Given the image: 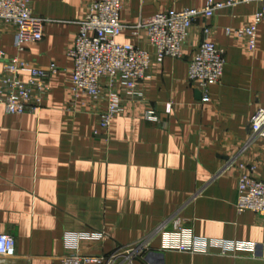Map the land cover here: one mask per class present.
<instances>
[{"label": "crops", "instance_id": "crops-1", "mask_svg": "<svg viewBox=\"0 0 264 264\" xmlns=\"http://www.w3.org/2000/svg\"><path fill=\"white\" fill-rule=\"evenodd\" d=\"M30 1L34 15L48 20L43 41L19 52L14 29L0 24V50L32 68L56 64L62 71L41 113L10 115L0 105V234L15 239L14 264H59L66 234L104 232V242L85 246L96 255L160 231L198 243V251H166L159 236L134 264H264V218L236 208L239 165L264 180V141H253L250 130L252 116L264 109V23L254 50L227 34L252 25L260 4L199 19L183 58H166L141 84L145 102L128 103L109 132L96 136L107 101L74 93L68 51L99 0ZM207 1L125 0L120 20L133 26L159 14L201 10ZM206 27L226 53L224 76L207 102L189 81ZM118 42L153 51L143 31L125 30ZM147 111L158 122L147 120ZM231 160L236 164L227 169ZM222 242L245 245L225 250Z\"/></svg>", "mask_w": 264, "mask_h": 264}, {"label": "built area", "instance_id": "built-area-1", "mask_svg": "<svg viewBox=\"0 0 264 264\" xmlns=\"http://www.w3.org/2000/svg\"><path fill=\"white\" fill-rule=\"evenodd\" d=\"M125 0H99L90 6V11L80 23V31L68 57L74 62L73 91L90 97L94 103L107 101L96 136L109 132L112 121L124 112L128 103H144L145 95L141 84L151 79V71L166 58L181 59L188 43L190 30L199 19H210L219 11L234 8L240 4L257 2L259 11L252 25L227 31L247 42L250 50L256 47L257 31L264 23V0H208L201 9L159 14L133 26L122 24L120 15ZM48 20L34 15L30 0H0V24L10 26L15 31V48L23 52L27 44L42 42L44 27ZM125 30L137 36L146 33L152 52L132 44L118 42ZM204 40L198 53L189 64V81L201 92L203 101L209 100L210 88L218 85L224 76L226 65L225 50L210 40L212 30H203ZM61 68L51 64L46 69L30 67L20 58L8 59L0 50V105L10 115L39 114L45 101L52 93L51 81L61 73ZM27 73L28 80L20 75ZM145 118L158 122L153 111H147ZM252 140L264 141V109L257 111L250 120ZM231 160L227 169L235 166ZM242 175L239 180L236 208L239 214L253 212L264 218V180L256 178L254 169L240 164ZM163 236L164 250L180 253H195L198 243H185L174 239L166 232H158L131 245L122 246L108 254L86 253L87 243H102L104 232L66 234V254L59 264H134L153 250L154 239ZM228 248H243L245 244L221 243ZM229 250V249H228ZM226 254V251L224 252ZM16 242L9 235L0 234V264H14Z\"/></svg>", "mask_w": 264, "mask_h": 264}]
</instances>
